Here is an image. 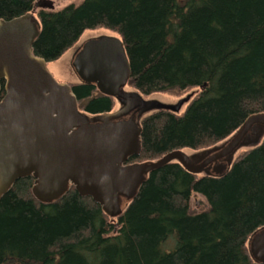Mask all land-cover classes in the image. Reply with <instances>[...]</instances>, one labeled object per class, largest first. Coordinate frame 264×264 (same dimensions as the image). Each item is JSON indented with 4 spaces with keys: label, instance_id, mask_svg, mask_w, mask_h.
Instances as JSON below:
<instances>
[{
    "label": "trees",
    "instance_id": "1",
    "mask_svg": "<svg viewBox=\"0 0 264 264\" xmlns=\"http://www.w3.org/2000/svg\"><path fill=\"white\" fill-rule=\"evenodd\" d=\"M35 1L0 0V20L25 15ZM39 16L34 51L47 61L85 31L105 28L123 37L130 85L144 95L207 84L183 116L143 123L142 152L131 162L209 148L264 112V0H81ZM74 91L91 114L113 107L93 87ZM33 184L18 181L0 201V264H253L246 242L264 226V143L221 180L177 165L153 173L116 228L75 190L43 205ZM195 196L207 211L191 213ZM172 236L176 247L165 252Z\"/></svg>",
    "mask_w": 264,
    "mask_h": 264
},
{
    "label": "water",
    "instance_id": "2",
    "mask_svg": "<svg viewBox=\"0 0 264 264\" xmlns=\"http://www.w3.org/2000/svg\"><path fill=\"white\" fill-rule=\"evenodd\" d=\"M57 11L36 0L30 12L0 20V201L24 179L43 205L74 189L99 205L116 227L151 175L177 165L197 179L225 178L242 155L264 143V112L249 116L231 135L200 150L183 148L156 160L131 162L142 152L143 123L158 114L183 116L207 84L187 91L144 95L130 85L132 69L123 37L99 28L83 33L56 60L35 54L40 12ZM110 98V111L87 112L74 87ZM253 264H264V226L250 235Z\"/></svg>",
    "mask_w": 264,
    "mask_h": 264
},
{
    "label": "rangeland",
    "instance_id": "3",
    "mask_svg": "<svg viewBox=\"0 0 264 264\" xmlns=\"http://www.w3.org/2000/svg\"><path fill=\"white\" fill-rule=\"evenodd\" d=\"M55 3L56 9L64 8L72 2H80L81 0H52ZM208 210V203L202 196H195L190 202V211L193 214L203 213ZM175 239V242L174 240ZM176 247V238L170 237L167 244H163V250L170 252Z\"/></svg>",
    "mask_w": 264,
    "mask_h": 264
}]
</instances>
